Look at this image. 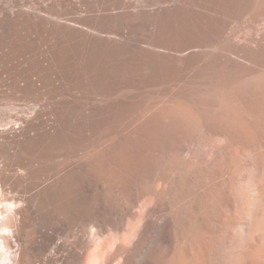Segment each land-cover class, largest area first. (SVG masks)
<instances>
[{"label": "bare ground", "instance_id": "obj_1", "mask_svg": "<svg viewBox=\"0 0 264 264\" xmlns=\"http://www.w3.org/2000/svg\"><path fill=\"white\" fill-rule=\"evenodd\" d=\"M52 2L0 0V264H264V0Z\"/></svg>", "mask_w": 264, "mask_h": 264}, {"label": "rangeland", "instance_id": "obj_2", "mask_svg": "<svg viewBox=\"0 0 264 264\" xmlns=\"http://www.w3.org/2000/svg\"><path fill=\"white\" fill-rule=\"evenodd\" d=\"M24 2H34L37 4H48L49 6H52V0H23ZM56 11L63 13L64 11L61 10L60 7H58V10L56 9ZM2 36V35H1ZM31 40V37L25 32H22V37L21 39L18 40H8L6 41V45L5 50L7 51V53L9 52L11 55L10 57H15V55H21L20 56V61H14L12 64L15 66L16 64H18L19 62H21L22 66L21 68H26V66L28 65V61L30 60V54H26L25 50L23 51L24 48H26L24 46L25 42H29ZM46 48V47H45ZM13 241V240H12Z\"/></svg>", "mask_w": 264, "mask_h": 264}]
</instances>
